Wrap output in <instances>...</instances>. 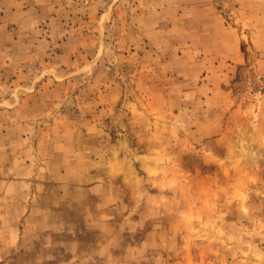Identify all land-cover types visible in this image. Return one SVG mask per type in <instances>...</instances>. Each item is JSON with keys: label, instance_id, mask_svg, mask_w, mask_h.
Here are the masks:
<instances>
[{"label": "rangeland", "instance_id": "1", "mask_svg": "<svg viewBox=\"0 0 264 264\" xmlns=\"http://www.w3.org/2000/svg\"><path fill=\"white\" fill-rule=\"evenodd\" d=\"M0 264H264V0H0Z\"/></svg>", "mask_w": 264, "mask_h": 264}]
</instances>
